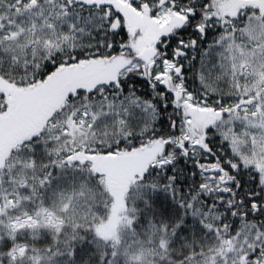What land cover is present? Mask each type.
Instances as JSON below:
<instances>
[{
	"label": "snow or ice",
	"instance_id": "snow-or-ice-1",
	"mask_svg": "<svg viewBox=\"0 0 264 264\" xmlns=\"http://www.w3.org/2000/svg\"><path fill=\"white\" fill-rule=\"evenodd\" d=\"M0 264H264V0H0Z\"/></svg>",
	"mask_w": 264,
	"mask_h": 264
}]
</instances>
